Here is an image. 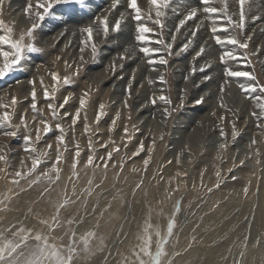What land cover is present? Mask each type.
I'll return each instance as SVG.
<instances>
[{
    "label": "rangeland",
    "instance_id": "rangeland-1",
    "mask_svg": "<svg viewBox=\"0 0 264 264\" xmlns=\"http://www.w3.org/2000/svg\"><path fill=\"white\" fill-rule=\"evenodd\" d=\"M95 1L99 0H84L83 5H77L79 12L86 14L87 3ZM191 1L175 0V5L178 9H184ZM192 2L200 5L202 18L199 19H203L204 26L200 28L204 32L200 35L198 31L195 37L186 34L184 27L179 33L175 32V26L183 14H176V19H173L170 8L164 10L165 27L161 33L159 27L151 22L155 19V6L149 0H138L145 22L156 31L154 39L172 42L171 36L176 35L172 54H166L168 64L157 66L154 70L139 48L156 45H140L135 41V21L132 19L133 13L127 8V0H121L116 9H110L112 0L105 2L104 7L96 12L95 16H108L110 31L105 37L102 30L97 31L94 27L93 42L98 49L95 59L92 58L90 44L84 45L83 52L80 46L79 49H72L69 45L74 38L81 44L85 35L81 29L95 25L93 16L69 23L71 26L68 28H73L69 30L73 31V38L64 29L66 37H70L66 45L63 40L51 42L50 35L42 34L41 28L53 16V12L40 21L35 15L36 0H22L19 3L2 0L0 34L19 39L21 33L37 23L39 26L34 30V39L26 36L25 43L34 42L42 50L39 53H26L22 70L0 78V113L7 110L12 116L9 125H0V154L6 156V160L0 161V233L4 238L14 239L13 233L20 228L31 229L32 236L36 233L49 235V242L59 247L66 246L75 232L79 254L75 256L73 264H131L135 260L133 250H139L137 245L141 243L144 228L151 225L149 233L154 252L156 231L159 230L161 235L166 233L168 223L174 216L173 235L165 245L166 255L161 258V264H190L197 255L204 263L211 227L217 225L213 220L216 215L223 218L221 216L226 205L232 203L241 212V224L235 234L239 254L234 262L229 259L226 264L264 261V257L257 259L264 256V116L260 115L253 99L255 95H261L259 86L264 85L262 46L254 41V32L247 28L250 11L244 30L233 32L226 19L203 12L202 0ZM229 2V13L236 12L234 19H238V5L233 7ZM29 3L32 7L25 12ZM198 6L189 5L187 8ZM212 6L220 8L223 4L221 0H213ZM262 6L264 8V4ZM61 7L54 5L57 9ZM121 14L125 17L122 25L126 23L128 27L129 24L133 35L121 33L122 28L119 33L111 31V25ZM149 14L151 20L148 19ZM213 20L218 29L228 27V32L218 31L222 37L234 34L244 41L250 36L248 47L217 45L211 33ZM262 22L264 26V20ZM7 28H11L12 32L7 33ZM188 40H192V43L186 51L181 52V46ZM111 42L114 47L110 56L114 59L110 57L108 61L99 63L102 49ZM202 46L205 51L197 57L196 53ZM125 49H134L135 54L129 56ZM5 50H8V46H5ZM224 51L234 52L238 59L222 64L220 56ZM122 56L126 58L121 59ZM131 56L140 65L135 68V64L129 66L127 61ZM2 63L3 59L0 58ZM193 66L198 70L190 75ZM202 67L203 71H200ZM226 67L233 71L251 72L256 81L244 77L226 78ZM52 72L58 74L60 83L56 85L54 99L47 100L43 93L45 88L51 90L53 87ZM161 73L166 83L160 82ZM177 74L182 78L177 79ZM65 76L70 80L68 85L63 84ZM186 76L189 77L187 80ZM206 76L210 79H205ZM197 77L204 78L208 83L198 88L199 85L194 82ZM249 83L257 84L255 93L240 88L241 84ZM221 85L225 89L223 94L220 92ZM33 87L36 89L37 108L42 110L40 112H33L31 108ZM84 93L88 94L87 105L73 126L71 117L80 107V98ZM161 94L170 99V105L159 100L156 105L151 103L153 97ZM13 96L17 100L15 104H12ZM200 96L205 97V102L193 103ZM65 97H68L66 104ZM181 97L183 107L180 106ZM49 102L57 105L58 115L55 118L47 108ZM61 104H64L63 108L59 107ZM100 104L105 105V114L97 123L95 117ZM5 105L6 109L3 107ZM165 107L171 115L165 116ZM253 112L257 114L253 115ZM21 117H24L27 127L21 123ZM41 119L48 121L51 131L47 134L41 131V139L36 141L35 129L43 127L39 123ZM113 119H116L114 128ZM56 123H60L64 129L65 144L60 146L62 158L57 165L59 178L52 172L50 181L43 174L56 160V136L60 134L55 128ZM86 123L90 128L89 133L84 131ZM233 124L238 131L235 138L231 134ZM125 127L128 129L127 136ZM13 129L17 131L16 136L3 135L4 131ZM221 130L225 132L223 137ZM25 135L32 137L31 147L35 152L24 150ZM89 138L93 142L94 152L88 149ZM105 142L108 143L107 147L103 146ZM141 142L144 150L133 156ZM222 143L226 144V148L219 147ZM49 144L52 148H48ZM77 144L81 154L73 175L72 163ZM117 146L119 151L112 153L105 168L100 158H106L107 153ZM41 152L47 155L37 169L29 173L33 156ZM89 155L95 156L93 165L87 164ZM145 159L149 161L147 167L144 165ZM17 171L23 174L22 177H16ZM217 171L221 173L219 187H216ZM17 179L19 183H13ZM65 200L69 203L64 204ZM177 202L180 206L178 213L175 212ZM62 204L59 222L55 223L52 218L57 215V206ZM53 224L55 226L50 228ZM89 232L95 235L89 239V250L84 251L80 238ZM34 244L35 241L30 240L24 251L27 252Z\"/></svg>",
    "mask_w": 264,
    "mask_h": 264
},
{
    "label": "snow or ice",
    "instance_id": "snow-or-ice-1",
    "mask_svg": "<svg viewBox=\"0 0 264 264\" xmlns=\"http://www.w3.org/2000/svg\"><path fill=\"white\" fill-rule=\"evenodd\" d=\"M173 0H149V3L151 5L155 6V19L151 20V15L149 14L148 19L151 20V22L159 27L160 32H163V29L165 27L164 24V18L166 17L165 9L170 8ZM84 0H36L35 8L37 9L35 15L40 20L43 21L45 16L49 15L50 12H59L61 13V17L67 16L68 18H73L78 11H80V8L77 7V5H83ZM121 3V0H112V3L110 5V9H116L118 5ZM213 0H202V7L203 12L206 14H212L217 17H222L226 19L227 25L231 26V29L233 32L235 30L243 31L246 24V18L247 13L251 10V0H235V3L238 5V19H234V16L237 15L236 12L229 13L228 11V0H221V3L223 4L222 7L217 8L215 6H212ZM0 4H2V0H0ZM62 5L61 8H54V5ZM247 6V7H246ZM32 5L29 3L28 7L25 9V12L28 11V8H31ZM127 8L131 10L133 13L132 19L135 21V41L138 42L140 45H153L155 44L156 47L152 46H142L139 48V51L144 54V56L147 58V63L152 66L155 70L157 66L160 65H167L168 60L166 59V54L171 55L172 49H173V43L176 40V35L173 34L171 36L172 42H166L163 39H154L156 35V31L154 28L149 27L148 23L145 22L144 15L141 11V8L138 6V0H127ZM198 16V9L197 8H191L188 9L182 16L181 19H179L178 23L175 26V32L179 33L181 31V28L184 27L189 21H192L196 19ZM57 21L63 22L60 17L56 18ZM94 21L96 22L95 25H88L87 27H84L81 29V32L84 35V39L81 41L82 45H91V54L92 58L95 59L98 55V49L96 47V44L93 42V33H94V27L97 31L102 30L103 35L105 37H108L109 31H110V23L109 18L107 15L103 16H94ZM125 19L124 15L121 14L118 19L115 20L114 25H111V31L114 33H119L122 27V21ZM2 21H0V25H2ZM37 23H33L30 28L27 29L25 33H21L19 36V39H12L8 34H0V58L3 59V63L0 64V78H4L8 76L11 72L16 70H22V64L25 60V54L26 53H39L42 50L35 45V43H25V37L27 36L30 40H33V33L34 30L38 28ZM203 26V21H201L200 24H197L195 28L191 31L190 35L192 37H195L199 29ZM7 33H11L12 29L7 28ZM218 31L228 32V27H221L220 29L216 26V21H212V27H211V33L214 37L215 43L217 45H230L233 47H239L242 49H246L248 47V40H251V37L249 36L247 40L241 41L236 37L234 34H229L226 36H221L218 34ZM63 34V33H61ZM192 43V40H188L187 43L183 44L180 48V51H186L187 48ZM5 46H8V50H5ZM81 52L84 51V47H81ZM205 49L202 46L200 50L196 53V56H201L202 53H204ZM125 52L127 55H134L135 50L134 49H125ZM126 58L125 56H122L121 59ZM83 59V57H81ZM238 57L236 54L232 51H224L220 56V62L222 64H227L228 61H235ZM197 68L195 66L191 67L190 69V75H194L197 72ZM200 71H203V67L199 69ZM224 75L226 78H240L244 77L249 79L252 82L256 81V77L251 73L247 71H233L231 68L226 67L224 70ZM51 78L54 81L53 87L51 90L48 88L44 89V97L47 100L54 99L55 91L57 90L56 85L60 83V77L56 72L51 73ZM188 77H185V80H187ZM205 79H210V77H205ZM159 80L161 83H166L165 76L163 73L159 75ZM35 82L33 81V84ZM43 83V81H41ZM70 83V80L67 76L63 78V84L68 85ZM131 87V81L129 82V88ZM240 88L245 92H251L255 93L257 91V84L256 83H249L247 85L241 84ZM224 85H221L220 92L223 94L224 92ZM259 91L261 95H255L253 97L254 103L256 108L260 110V115L264 116V85L259 86ZM87 93H84V95L80 98V107L76 109V112L74 115H72V125L75 126L77 121L79 120L81 116V110L84 109L87 105ZM130 95V92H129ZM32 103L31 108L33 112H40L42 110L37 108V98H36V89L33 87L32 93ZM157 100L163 102L165 105H170L171 101L168 97L161 94L159 97H153L151 100V103L153 105H156ZM17 102L16 97H12V104H15ZM68 102V97L64 98V104ZM205 102V97L200 96L196 100L193 101L195 104H200ZM125 106H127V100L124 101ZM64 104L59 105L60 108L64 107ZM181 107H183V97H181ZM223 106V104L221 105ZM5 109L7 108V105L3 106ZM48 110L51 112V115L53 118L57 117L58 111H57V105L54 103L49 102L47 105ZM104 104H100L99 108L96 113V122L99 123L101 117L105 114L104 113ZM165 116L171 115L169 109L165 107L164 109ZM253 115H256L257 113L253 112ZM65 115H68L67 113ZM119 117V113H117V118ZM35 119V117H33ZM12 116L9 111L5 110L2 113H0V125H9L11 123ZM21 123L27 127V123L24 120V117H21ZM41 125H43L42 129L40 127H37L35 129V140L39 141L41 139V131L44 134H47L51 131V126L48 123L46 119H41L39 121ZM116 119H113L112 121V128L115 127ZM17 128L19 126H16ZM55 128L60 132L58 136H56V160L52 164L51 168L48 169L47 172H45L43 175L46 179H49L51 181L52 177L50 173L55 172L56 178H59V168L57 165L61 161V153H60V146L65 144V135H64V129L60 123L55 124ZM110 128V131L112 130ZM85 133L90 132L89 125L85 124ZM124 133L127 136L128 135V129L125 127ZM232 137L235 138L238 135V131L236 129L235 124L232 126ZM3 135L6 137H14L17 135L16 130H7L3 132ZM220 135L223 137L225 136V132L221 130ZM130 138V137H129ZM26 147L25 151L35 152V149L31 147V144L33 143L32 137L30 135H25L23 137ZM114 143V142H113ZM252 143L254 144L255 141L253 140ZM104 147L108 146V143L105 142L103 145ZM221 149L226 148V144L222 143L219 146ZM48 148H52V145L49 144ZM88 149L90 152H94L93 148V142L91 138H89L88 141ZM144 150L143 142H141L140 146L137 148L136 152L133 153V156L138 155L141 151ZM119 151V147H114L112 151H109L107 153V157H101L100 159L104 161L105 168L107 167L108 160H111L112 153ZM149 152H151V149H149ZM81 154V150L79 147V144L76 145V150L73 156V175H75V169L77 167L78 158ZM46 152L37 153L35 156H33L31 161V168L28 170L29 173L35 171L37 167L42 163V158L46 156ZM95 156L89 155L87 159L88 165H93ZM6 160V156L3 154H0V161ZM149 161L147 159L144 160L145 167L148 166ZM243 163V161H241ZM16 177H22V173L20 171L16 172ZM201 176H203V173H201ZM217 184L216 187H219V179L221 176V173L217 171ZM39 179V177H37ZM35 182V181H34ZM13 183H19V180H14ZM140 185H137L139 187ZM211 191V189H209ZM245 194L247 193V188L244 189ZM69 203L68 200L64 201V204ZM64 205H58L56 212L57 215L54 216L52 219L55 223H58V215L60 207H63ZM180 211L179 202L176 204L175 212L178 213ZM44 223H47V221H44ZM71 223V222H70ZM55 224L50 225L49 227H54ZM175 227V217L170 219V222L167 226V231L163 235H161L160 231H156V249L153 252L152 251V236L149 233V228H151V225H147L144 230L143 234L140 237L141 243L137 245L138 251L135 249L133 250V255L135 257V260L131 262V264H161V258L166 255L165 252V245L168 242L169 237L173 235V229ZM75 232L72 233L73 238L70 239L69 243L66 246H57L56 243H50L49 242V235H45L42 233H36L35 236H32V230L31 229H24L20 228L16 232L13 233L14 239H6L3 236V233H0V264H73L75 256H77L78 250L77 245L78 241L74 238ZM95 233L89 232L86 236H83L80 238V242L83 243V249L84 251L89 250V239L90 237L94 236ZM30 240H34L35 244L32 246L31 249H29L27 252L24 251V249L28 248V243ZM243 253H241V256Z\"/></svg>",
    "mask_w": 264,
    "mask_h": 264
},
{
    "label": "bare ground",
    "instance_id": "bare-ground-1",
    "mask_svg": "<svg viewBox=\"0 0 264 264\" xmlns=\"http://www.w3.org/2000/svg\"><path fill=\"white\" fill-rule=\"evenodd\" d=\"M21 1L22 0H15V3L16 2L19 3ZM192 1L190 3H188L187 6H185V8H184L185 10L184 9H181V8H179V9H181V10H179L178 9V6L175 5L176 4L175 3V0H173L172 4L170 6V9L173 12L171 14V16L173 17V19H176V17H175L176 14H179V13L180 14H184L185 11L188 10L187 7H189V5H191V6H198L199 5V4L197 5L196 2H192ZM105 2H111V0H99L97 2L95 1V2L89 3V4L87 3L86 10L84 11V13L85 12H87V13L84 14V15H82L81 12L78 11L73 18H68L67 16L61 17V13H59V12H53L52 13L53 16L51 18H49L47 21H45V23L43 24V26L41 28L42 29L41 32H42L43 35H50L49 38H51L52 41L50 39H48V40H50L51 42H53V41H62L63 40L64 41L63 44H66L67 45L68 44V39H70V37H72L71 32H73V31H71V32L69 31L70 29L73 30L72 27L70 29L68 28V26H71L69 23H72V22H74V23L80 22V19L82 17L84 19H88L89 17H92V16L94 17L95 14H96V12H98V10L101 7H104ZM229 3L231 5H233V7H236L235 0H230ZM263 4H264V0H251V10H250V13L248 15V26H247V28L249 30L251 29L254 32V37H255L254 38L255 39L254 41H257V44L259 43L262 46V49L260 51H261V54L263 53V57H264V49H263V46H264V26H263V22H262L264 20V8L262 6ZM179 5H180V3H179ZM199 6L197 8V9H199L198 10V16H197V18L194 19V20H192V21H189L184 26V29H186L184 32L186 34H190L191 31L195 28L196 24H200L201 23V21H200L199 18H202V13H201L202 10L200 9L201 7H199ZM18 12H20V11H18ZM57 17H60L63 22L57 21V19H56ZM202 21H203V19H202ZM128 27H129V24H128ZM128 27L126 26V23H125V25L123 27H121L122 28L121 33L126 34V36H129L130 34H132V33H130V30H129ZM64 29H66V31L68 30V33L70 32L69 33L70 37L69 36L66 37V34L67 33L64 31ZM77 30H78V28L76 29V31ZM202 32H204V30L203 31L202 30L200 31V29H199L200 35L202 34ZM61 33H63V34H61ZM75 33L76 32H74V34ZM78 37H80V36H78ZM112 43L113 42H111V44H109L108 47L102 49L101 55L99 57L100 58L99 59V63H102L103 61L106 62V61H108L110 59V57H112V56H110V54H111V52L113 50V47H114V45ZM61 44L62 43H60L59 45H61ZM69 45H70V47L72 49H77L79 46L80 47H85L84 45H82V43L80 44V41L78 42V40L75 39V38L72 39V41H71V43ZM79 53H80V51H79ZM114 56H115V54H114ZM112 59H114V58L112 57ZM127 62H129L128 63L129 66L132 65V64H135L134 68L136 66L140 65L139 63H137V61H136V59H135L134 56H131V58H128V61ZM139 62H141V61H139ZM179 71H180V69H179ZM188 76H189V74H188ZM180 77H181V75H178L177 74V79H179ZM194 80H195V78H194ZM192 81H193V79H192ZM194 82L197 83L196 85H199L198 88H200V87L202 88L206 83H208V81L205 80L204 78H198V77H197V79ZM229 203H230V201H229ZM235 208L236 207L232 203L231 204H227L226 207H225V211H224L223 215L221 216L223 218H219L220 216H217L216 215V217L214 218L213 222H214V224L216 222L217 225L211 227L212 230H211V234H210L211 237H209L210 238L209 239V246H208V248H206V251H207V258H206V260L203 261L204 263H202L201 260L198 259V257H197L198 255H197L195 260L192 259L193 261L190 258V260L192 261L190 264H201V263L202 264H226L229 261V259L231 260L230 262H234L236 256H238V254H239V247L236 246V240H235V238H236L237 235L235 236V234H236V232L238 230V227L241 224V221H240V218H239L241 216V212L238 211V210H236ZM239 210H241V209H239ZM244 210H245V208H244ZM244 210L242 209V211H244ZM242 213H244V212H242ZM208 220H209V218H208ZM205 247H207V246H205ZM229 253H230V256H228ZM263 257L264 256H259L257 259H262ZM226 260H228V261H226ZM262 260L261 261L260 260L255 261L254 264H264V261H262ZM235 264H237V262ZM251 264H253V263H251Z\"/></svg>",
    "mask_w": 264,
    "mask_h": 264
}]
</instances>
